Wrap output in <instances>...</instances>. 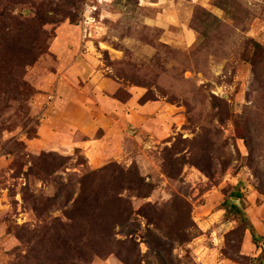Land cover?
<instances>
[{"label": "rangeland", "instance_id": "1", "mask_svg": "<svg viewBox=\"0 0 264 264\" xmlns=\"http://www.w3.org/2000/svg\"><path fill=\"white\" fill-rule=\"evenodd\" d=\"M150 1L0 0V264L264 256V0Z\"/></svg>", "mask_w": 264, "mask_h": 264}, {"label": "trees", "instance_id": "2", "mask_svg": "<svg viewBox=\"0 0 264 264\" xmlns=\"http://www.w3.org/2000/svg\"><path fill=\"white\" fill-rule=\"evenodd\" d=\"M107 170V168L104 169H100L98 171H93V172H89L84 174L83 178L84 180H91L92 182L95 180L94 176H100L102 171ZM130 172V170L128 171ZM118 182V181H117ZM111 183V182H110ZM120 183V181H119ZM124 185H126L127 189H132V190H136L138 192V196L141 197H145L146 196V190L149 191L151 189V185L145 181L140 175L133 173V176L131 178H127L123 180ZM145 189V190H142ZM89 194H87L88 196ZM104 201V205H101L102 211H103V216L102 218L104 219V226H103V230L104 233L108 236L110 229H112L114 223H117V221H119V219H121V216L124 214V210L118 211V207L116 206V208L113 205L110 206H106L105 202H107L108 200V196L106 194L102 195ZM128 203V202H127ZM233 205V204H232ZM235 207V206H233ZM239 212V210H237ZM128 212L127 214H125V218H129ZM124 219V218H123ZM251 235H252V239L253 242L255 243L256 240L258 238H260V236H258V234H256V232L254 231L253 227L251 225L248 226ZM264 263V256H261L257 262V264H263Z\"/></svg>", "mask_w": 264, "mask_h": 264}, {"label": "crops", "instance_id": "3", "mask_svg": "<svg viewBox=\"0 0 264 264\" xmlns=\"http://www.w3.org/2000/svg\"><path fill=\"white\" fill-rule=\"evenodd\" d=\"M144 3H148V0H142ZM162 1H165L164 3ZM152 4L157 5L156 9H163L164 13H169L172 17L176 15L175 10L180 4L179 0H152L150 1ZM179 8V7H178ZM98 156H96V160Z\"/></svg>", "mask_w": 264, "mask_h": 264}]
</instances>
